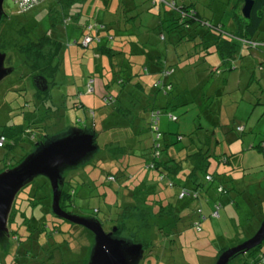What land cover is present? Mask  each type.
<instances>
[{
	"label": "rangeland",
	"instance_id": "obj_1",
	"mask_svg": "<svg viewBox=\"0 0 264 264\" xmlns=\"http://www.w3.org/2000/svg\"><path fill=\"white\" fill-rule=\"evenodd\" d=\"M58 1L50 0L23 17L17 15L14 0H5L4 2L6 17L0 23V53L7 54L10 60L7 61L6 66L14 68V71L0 83V121L1 119L6 120L7 116L1 109L3 104L6 106L9 103L12 108L8 115L14 116L11 118L14 122L20 120L21 117H17L19 113H22V116L24 114L31 116L27 117V122L24 125L26 132L22 136L18 135L17 138L15 136L13 140L10 139L7 147H3L4 149L0 148V172L19 165L29 154L33 153L40 141L43 142V140L65 130L66 124L81 129L88 126V129L93 130L94 119L90 116V112L79 108L73 109L76 102L83 103L86 107L94 110L103 108L106 104L103 97L107 93L103 89V83L106 84L111 80V62L106 55L98 56L97 49L106 44H111V47L115 48L117 40L108 39L106 32H101L97 33L101 37L98 36L95 41L90 42L87 48L79 43H83L84 40L85 33H82L80 28L87 24L86 21L92 22L91 24H95L97 21L102 23L104 15L111 11L103 7V2L106 1L105 5H107L109 0H89L85 5H83L85 1L74 5L73 3L69 4L68 0L62 1L63 3H58ZM189 1L194 3L200 11L210 15L214 23L221 22L225 31L233 32L234 8L238 4V11L242 14L245 0ZM97 6L101 9L104 8L99 10L100 16L99 11L96 10ZM144 18L148 19V17ZM259 35L261 39L264 38V21ZM43 36H47L49 39L39 40ZM36 41L38 44L41 43V50L40 58L34 62L32 60L36 58L37 50L34 49ZM59 44L62 45L60 50L58 49ZM262 44V48L259 49L262 52L261 60L258 59V56L254 57L257 50L245 49L246 58L241 61L242 68L232 72L222 71L215 78V88L225 87V90L224 96L221 97L223 103L220 120L222 127L216 130L211 146L216 153L230 157L231 164L224 167L226 170L228 168L232 170L237 183V191H232L224 197L220 218H208L202 225V232H185L175 237L180 242V247L185 249L182 256L186 261L180 260V254L173 255L171 251H167L166 254H172V259L169 260V256L166 257L161 247L153 246L152 237L155 234L158 220L151 214V208L146 206L149 202L143 203L141 198L153 200L154 195L139 192L141 197L137 199L138 206L134 207V205H129L131 200H128L126 191L128 186L137 185L136 181L126 180L123 183L121 181L114 184L105 182L106 174L118 171V162H125L129 155L126 150L128 146L133 145V142L130 143L133 139L131 131L124 130L121 133V130L116 129V127L126 126L127 120H124L120 115L109 118L101 129L97 128L100 153L88 164L79 167L70 175L71 178L68 182L72 186V192H75L73 197L74 213L79 216L99 219L106 232L113 226L112 222L118 218L120 213L122 221L118 225L121 237L142 243L145 247L142 264H215L217 258L222 254V248L237 246L253 237L260 226L258 220L264 215V155L255 147L264 140V43ZM59 52L62 54L56 58L55 56ZM251 52L252 55H247ZM28 59L30 63H33L30 64ZM112 59L118 62L123 59V56H114ZM194 61L193 59L192 62ZM239 64L237 63L238 66ZM30 65L33 66V69L30 68ZM208 66L209 61L207 60L205 63H200L198 69L204 70ZM54 68H57V73ZM31 74L45 76L51 89L47 93H38L33 79L30 77ZM185 74H188L189 77L192 73L189 71ZM90 77L95 80L94 93L89 90ZM189 80L195 83L192 77ZM187 84L188 82H184V87ZM110 89H114V87ZM203 89L205 87L201 86V89L195 94V100L188 105L190 112L180 116V119L189 124L190 131L194 129L193 120H201L199 116L206 108L205 101L210 100L205 96L210 92L207 91L209 86L205 90ZM201 90H203L201 94L196 97ZM190 91H192L191 88L185 97H189ZM115 96H117V92H115ZM213 99L211 101H214ZM190 100L191 98H189ZM33 110L37 111L34 116L36 118H31ZM105 112L108 113L109 110L106 109ZM28 120L39 121L41 125L38 128L35 125H32L35 126L34 128H30V125L27 127ZM167 122L168 119L163 115L160 127L164 128ZM239 126L244 127L243 133L236 132V128ZM148 134H145L147 141L150 140ZM140 147H148L144 138H142ZM131 161H133L131 164L135 165L131 166L129 171L136 174L141 162L134 161V157L131 158ZM125 169L126 166H123L122 170ZM214 170V165H212L210 172ZM156 175L155 171L148 170L141 171L138 177L142 179L144 176H148L154 180L153 177ZM174 177L171 174L165 175L166 179L162 181L156 177V185L153 184V189L156 187L155 191L159 192L158 196L164 198L162 196L174 195L177 192L178 188L169 187L170 182L177 183V179ZM42 180L44 178L39 177L29 186L36 185ZM252 199L260 201L257 211L262 214H259V217L255 216L256 209ZM166 203L167 201L164 204ZM51 205L52 196L50 208ZM149 205L152 204L149 203ZM124 207L129 208L124 210ZM44 209L49 210V207ZM209 209L207 206L204 209V214L207 216ZM184 213L186 214L187 211ZM55 221L59 228L64 226L60 225V220L56 219ZM48 233L52 234L51 230H48ZM70 234L72 235H70L71 239L69 238V247L72 251H68L62 256L60 254L62 251L55 250L58 254L53 260H50L49 264H64V259L69 261L70 258L74 263V256H77L78 260L75 261V264H78L84 258L93 240L92 235L79 226H74ZM65 235L60 234L59 236ZM44 237L45 235L38 238L36 242L38 244L45 242ZM0 241H3L4 244L6 240ZM36 245L34 244V246ZM2 248L0 249V258L7 264H12L14 262L12 255L7 254V248ZM34 248L38 250L39 247ZM52 248L54 251V247ZM53 251L50 248H45L43 255L47 257ZM195 253L200 257L195 256ZM76 254H80V257ZM258 257L257 254L255 257L252 254L241 255L235 258L231 264H252ZM36 259L38 260L40 257L36 256ZM37 263L38 261L34 264ZM15 264H28V261L23 257Z\"/></svg>",
	"mask_w": 264,
	"mask_h": 264
},
{
	"label": "trees",
	"instance_id": "obj_2",
	"mask_svg": "<svg viewBox=\"0 0 264 264\" xmlns=\"http://www.w3.org/2000/svg\"><path fill=\"white\" fill-rule=\"evenodd\" d=\"M49 1H46L45 4ZM62 1L66 0H59L58 3H63ZM82 1H85L83 4L85 5L89 0H68L69 4L73 3V5L81 4ZM253 1L254 7L249 19H246L238 11V4L235 6L233 32L225 31L221 22L214 23L210 15L200 11L189 0H109L107 5H105V1L103 7L111 11L104 15V21L102 23L97 21L95 24L86 21L87 24L80 28L82 33H85L84 39L91 38V43L98 36L101 37L97 33L106 32L108 39L117 40L115 43L117 46L114 48L111 47V44H106L97 49L98 56L106 55L111 62V80L106 84L103 83V89L107 93L103 97L105 106L94 110L86 107L83 103L76 102L73 109L89 111L90 116L94 119L93 131L96 132L97 128L103 127L107 119L116 117V115L127 120L125 127H116V129L121 130V133L128 130L136 135L130 141V143L133 142V145L128 146L126 150L129 155L125 162H118V171L106 174L105 182L114 184L121 181L123 183L126 180L136 181L137 185L128 186L126 191V196L131 194L133 199L131 205L134 207L138 206L137 199L141 197L139 192L154 195L153 200L142 198L141 200L143 203L152 204L147 203L146 206L151 208V214L158 220L155 234L152 237L153 246L161 247L166 257L169 256V260L172 259V254H180V260H185L182 256L185 249L180 247V242L175 237L185 232H202V225L208 218H220L224 197L232 191H237V183L232 170L229 168L226 170L224 167L231 164L230 157L216 153L211 146L216 130L222 127L220 121L223 108L221 97L224 96L225 90V87L215 88L214 84L215 78L222 71L232 72L243 67L241 61L246 58L245 49L257 50L254 57L258 56V59L261 60L262 52L259 49L263 46L264 38L261 39L259 33L264 21V0ZM45 4L35 7L28 13H17V15L19 17L26 16ZM102 9L96 7L97 11ZM98 14L100 16V11ZM144 17H148V19ZM46 39L49 38L47 36L39 38L41 41ZM79 44L86 48L89 46V44L87 46L83 43ZM34 46L37 53H35L36 58L32 61L36 62L40 58L41 43L38 44L36 41ZM61 46L58 45L59 50ZM61 52L55 57H60ZM247 55H252V52ZM114 56H123V59L115 62L112 59ZM193 59L194 62H192ZM207 60L209 61L208 68L199 70L198 65L207 62ZM28 62L30 63L29 59ZM237 63H240L239 66ZM32 67L30 65L31 69H33ZM184 70L186 71L184 72ZM188 70L192 73L189 77L188 74H185L189 73ZM54 71L57 73V68H54ZM191 77L195 83L189 80ZM90 81H93L94 93L95 80L90 77ZM184 82H188L186 87H184ZM201 86H204L205 89L209 86L207 91L210 92L205 96L210 100L205 101L207 105L199 116L201 120L194 119V129L190 131L189 124L180 119V116L190 112L188 105L195 100V94L201 89ZM111 87L116 90L113 92L114 89H110ZM190 88L192 91L189 92V97H185ZM219 89L221 90L219 91ZM115 92H117V96H115ZM189 98H191L190 101ZM212 99L214 101H211ZM11 108L12 105L9 103L6 106L3 104L1 109L7 116L6 120L1 119L0 121V139L5 138L1 148L7 147L10 139L13 140L15 136L17 138L18 135L22 136L26 132L24 125L27 122V117L31 116H25V114L22 116V113H19L17 117H21L20 120L14 122L11 120L14 116L8 115ZM106 109L109 110L108 113L105 112ZM36 112L33 110L31 118L37 114ZM163 115L168 119L169 125L161 128L160 123ZM128 117L129 119H127ZM65 118L67 121V113ZM35 121L28 120L27 127L30 125V128L35 126L38 128L41 124L39 121ZM67 127L70 126L66 124ZM87 127L85 129H88ZM244 130V127L241 126L236 128L237 133H243ZM147 133L150 136L148 141L145 139ZM97 134L99 135L98 132ZM142 138L148 143V147H140ZM15 141L17 142L16 139ZM263 143L264 140L255 146L261 153ZM133 157L134 161L141 162L136 174L129 171L130 167L135 165L131 164ZM212 165L215 170L210 172ZM123 166H126L125 170H122ZM148 170L157 173L153 177L154 180L148 176H144L142 179L138 177L141 171ZM169 174L173 177L176 176L174 178L177 179V183L170 182L169 187L178 189L174 195L161 198L158 196L159 192L155 191L156 187L153 189V184L156 183V177L162 181L166 179L165 175L169 176ZM70 178L71 176L67 177L65 182L61 207L67 213L75 214L73 211L75 192H72V186L69 185ZM181 194H183L182 197ZM51 196L52 191L45 178L36 185L27 186L19 194L9 222L10 238L4 244L3 241H0V249L7 248V254L12 255L14 259L12 264L17 263L23 257L28 261V264H34L37 261V264H49L50 260H53L58 254L55 250L62 251L60 253L62 256L68 251H72L69 247V238L71 239L70 235L73 233H70L76 225L57 219L53 215L50 208ZM165 201H167L166 204H164ZM253 202L256 209L255 216L259 217V214H262L257 211L260 201L254 200ZM206 206L210 208L208 216L204 214ZM46 207H49V210L44 209ZM128 208L124 207V210ZM185 211H187L186 214ZM56 219L60 220V225L64 226L59 228ZM121 221L119 213L110 229L116 227L117 233L121 234L118 225ZM258 221L261 225L264 215ZM48 230H51L52 234H49ZM60 234L66 235L60 237ZM43 235H45L46 241L38 244L37 239ZM34 244L38 246H34ZM34 247L39 248L36 250ZM52 247H54V251ZM45 248H50L53 251L47 257L43 255ZM222 250L223 253L226 248H222ZM167 251H171L172 254H166ZM35 253L37 254L35 255ZM248 254H252L254 257L256 254L259 255L252 264H264V243ZM36 256L40 259L37 260ZM195 256L200 257L196 253ZM75 258L77 261V256ZM63 263L69 264L65 259ZM0 264H7V262L0 258Z\"/></svg>",
	"mask_w": 264,
	"mask_h": 264
},
{
	"label": "water",
	"instance_id": "obj_3",
	"mask_svg": "<svg viewBox=\"0 0 264 264\" xmlns=\"http://www.w3.org/2000/svg\"><path fill=\"white\" fill-rule=\"evenodd\" d=\"M4 2L5 0H0V23L6 16ZM253 7V0L244 1L242 14L246 19L251 17ZM6 60L7 54L0 53V83L14 71V68L6 66ZM34 83L40 92L48 90L45 77H35ZM100 150L96 131L70 126L40 142L33 153L16 167L0 172V238L6 241L10 238L9 222L19 194L37 178L43 177L52 191L53 215L86 229L92 235L93 245L88 251L87 264H141L145 256L142 243L116 235L117 228L107 233L100 220L69 214L61 207L67 177L93 160ZM263 243L264 221L253 237L227 248L215 264H231L238 256L261 247Z\"/></svg>",
	"mask_w": 264,
	"mask_h": 264
},
{
	"label": "built area",
	"instance_id": "obj_4",
	"mask_svg": "<svg viewBox=\"0 0 264 264\" xmlns=\"http://www.w3.org/2000/svg\"><path fill=\"white\" fill-rule=\"evenodd\" d=\"M46 1H48V0H14V3L16 5L17 13L18 14H25V13H28L31 10H33L35 7L45 3ZM91 41H92L91 38L86 37L84 39L83 44L85 46H87ZM92 84H93V81H90L88 84L90 92H93V90H94ZM4 141H5V138L2 137L0 139V148L3 146ZM262 154L264 155V143L262 145ZM111 180H113V178H111ZM182 196H183V194H181V197Z\"/></svg>",
	"mask_w": 264,
	"mask_h": 264
},
{
	"label": "crops",
	"instance_id": "obj_5",
	"mask_svg": "<svg viewBox=\"0 0 264 264\" xmlns=\"http://www.w3.org/2000/svg\"><path fill=\"white\" fill-rule=\"evenodd\" d=\"M85 112H87V110H84ZM108 120V119H107ZM106 120V121H107ZM169 124H168V122H167V124L165 125V127H167ZM66 129V128H65ZM84 129H85V127H84ZM136 135H133V137H135ZM128 200H133L132 198H131V194H128ZM133 202V201H132ZM132 202H130L129 203V205L132 203ZM93 245V240H92V242L90 243V247ZM90 247H89V249H88V251L90 250ZM87 251V253H86V255L84 256V258L83 259H81V262H80V264H87V257H88V252ZM74 255V254H73ZM78 256H80V255H78ZM69 261H68V263L69 264H75V261H76V258H75V256H74V263L72 262V259L70 258V259H68ZM142 264V263H141Z\"/></svg>",
	"mask_w": 264,
	"mask_h": 264
},
{
	"label": "flooded vegetation",
	"instance_id": "obj_6",
	"mask_svg": "<svg viewBox=\"0 0 264 264\" xmlns=\"http://www.w3.org/2000/svg\"><path fill=\"white\" fill-rule=\"evenodd\" d=\"M3 21V20H2ZM8 60H10L9 59V57H7V60H6V63H7V61ZM8 67V66H7ZM37 76H43V75H34V74H31L30 75V77L33 79V84H34V86H35V89L38 91V93L40 92L38 89H37V87H36V85H35V83H34V78L35 77H37ZM43 77H45V76H43ZM46 78V77H45ZM47 79V78H46ZM47 81H48V79H47ZM51 89V86H50V84H49V81H48V90L46 91V92H40V93H47L49 90ZM116 228V227H115ZM112 230H113V227L109 230V231H107V233H110V232H112ZM116 235H118V236H121V234H118L117 232H116ZM144 249H145V247H144Z\"/></svg>",
	"mask_w": 264,
	"mask_h": 264
},
{
	"label": "bare ground",
	"instance_id": "obj_7",
	"mask_svg": "<svg viewBox=\"0 0 264 264\" xmlns=\"http://www.w3.org/2000/svg\"><path fill=\"white\" fill-rule=\"evenodd\" d=\"M44 4H45V3H44ZM4 142H5V141H4ZM40 142H41V141H40ZM34 150H35V149H34ZM34 150H33V151H34Z\"/></svg>",
	"mask_w": 264,
	"mask_h": 264
}]
</instances>
